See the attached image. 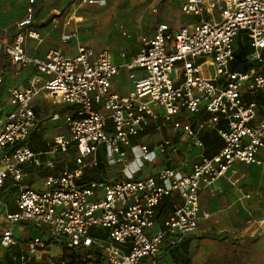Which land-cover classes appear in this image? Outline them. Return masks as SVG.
Listing matches in <instances>:
<instances>
[{"label":"built area","instance_id":"2783aa9c","mask_svg":"<svg viewBox=\"0 0 264 264\" xmlns=\"http://www.w3.org/2000/svg\"><path fill=\"white\" fill-rule=\"evenodd\" d=\"M34 1L16 24L14 37L0 36V56L6 53L13 64L33 66L38 72L26 88L8 89L11 110L0 123V190L7 184L15 187L14 207L0 209V249L18 244L16 226L30 223L46 228L48 239L27 241L15 257L18 264L42 262L51 241L85 253L86 264H159L167 238L171 245L179 244L208 216L200 208L202 189L237 175L240 163L264 168V101L246 99H264V0H183L182 12L195 21L178 29L159 23L152 35L141 37L134 58L122 64L113 61L110 51L96 52L86 45H80L74 57L59 49L44 57L30 55L27 40L40 39L33 27ZM89 3L105 5L106 0ZM241 31L247 32L255 49L249 56L255 67L247 71L231 68ZM72 35H64L62 41ZM202 56L208 58L200 61ZM124 69L133 89L120 96L112 89V79ZM42 90L72 106V111L64 117L68 133L47 141L48 150L35 151L29 142L37 123L35 98ZM203 109L208 116L195 126L179 119L183 113L197 116ZM4 110L0 101V116ZM151 123L158 130L168 125L174 132L184 130L187 148H203L201 134L207 130L218 132L224 146L192 164L187 173L166 166L136 178L146 163L154 164L160 157L173 160L181 149L168 134L152 147L133 145L132 137L148 131ZM71 146L76 147L73 168L51 173L36 184L24 183L30 167L54 169L58 156ZM102 162L123 166L126 179L91 181L82 187L79 180L86 169ZM174 194L179 200L156 227L158 206ZM47 264L71 263L49 256Z\"/></svg>","mask_w":264,"mask_h":264},{"label":"crops","instance_id":"0c3cea01","mask_svg":"<svg viewBox=\"0 0 264 264\" xmlns=\"http://www.w3.org/2000/svg\"><path fill=\"white\" fill-rule=\"evenodd\" d=\"M182 2L183 0H180V9ZM26 11L27 9H24L23 6L20 7V9H15L13 11L10 7V1L7 2V5L3 4V6H0V36L8 40L12 39L16 34V31L9 32V30L14 23H18L20 18L22 19L26 17ZM183 15H185V13ZM185 16L190 19L187 24L195 21L194 17L188 15ZM79 19H81V17H79ZM54 22L59 23V20L52 15H50L46 20H44L43 17H37V19L35 17L33 27L40 33V39L35 40L29 38L27 40L26 50L30 55L44 57L48 51L52 49H59L63 55L67 57H74L77 55L78 47L80 45L92 47L96 52L106 49L103 47L105 46V42L96 40L95 37L88 35L89 31H87V27L83 24H71L70 27H68V32H65L67 28H62L59 24ZM162 22L168 23L165 20L159 21L149 33L142 34L139 41L142 36L152 35L156 26ZM170 26L174 29L180 28L173 27L172 25ZM79 29L81 32H79ZM66 34L73 35L70 40L64 42L62 41V37ZM123 34L127 38H131V33L127 30H124ZM72 42L75 44L71 45L70 43ZM239 42L248 46L252 50L246 56V64L248 67H246V69L241 68L233 70L247 71L250 68L255 67L256 62L254 63L249 60V56L255 49H253L250 45L249 37L245 31H241L237 36L235 41V50H237L236 48ZM111 54L113 61L116 64L129 62L136 55L134 54L126 57L124 54L122 57H119L114 55L112 52ZM235 61L236 57L233 62ZM36 75H38V72L35 67H21L18 64H13L10 57L6 53L1 54L0 78L2 81L0 82V101L2 102L5 110L0 116V123L5 119L7 112L11 110L8 89L11 87L26 88L29 80ZM43 82L44 80L41 78V84H43ZM112 89L120 96H127L132 91L133 81L130 79L129 72L127 70H121L119 74L113 77ZM255 99L259 102L264 101L261 96H255ZM57 103L64 104L68 106L69 109L67 108L68 110H63L61 112L54 110L56 112L51 114L49 121H46V118L45 120H41L39 117L41 112H39V110H43V108L47 106H54ZM35 111L37 123L33 132L41 134L42 142H47L52 140L56 135L61 134L57 131H55L57 132L55 133L54 130L57 129H54L53 127L58 124V120H61V123H65L64 117L72 111V106L60 102L57 97L52 96L48 91L42 90L35 98ZM207 116V112L203 109L199 114H197V116H190L187 113H183L180 115L179 119L184 125L195 126L198 120L205 119ZM47 124L50 127L48 126V128H46L45 125ZM221 125H224V122H221ZM152 127H154V125L151 123L147 129L148 131L139 137H132L131 141L133 145L147 143L150 147H152L168 134L173 135L174 141L181 149L179 154L176 155L173 160H169L167 157H160L154 164L146 163L142 170L134 174L136 178L152 174L166 166L177 168L182 172L187 173L190 171V166L192 164L199 161L201 162L203 157H211L217 154V152H219L224 146L223 139L218 132L215 131L207 130L201 134V138L204 142L203 148L195 146L187 148L186 143L188 141V136L185 135L184 130L174 132L172 125L165 126L162 130H158L155 126L153 130L155 131L156 129V133H152ZM66 129L68 132L67 126ZM218 145L220 146L218 147ZM46 150H48V148L44 147L43 149H37L35 151ZM184 161L188 162L189 165L187 167L182 165ZM57 164L58 161L56 160V165ZM55 168L42 170L55 173ZM32 169H34V167L29 168V175L31 174ZM120 176H122V178L126 176V173L122 170V168H118L115 175L113 178H110V180L113 181V179ZM82 177H84V175ZM103 177L105 178L104 175ZM34 178V182L29 183L27 179L24 183L32 185L43 179V177H40L37 174ZM110 180L105 178V181ZM12 190L14 192L15 187H11L9 184L0 190V195L2 197L10 191L11 193L9 194V197H12L13 199L11 205H8L7 201L9 200V197L4 201L0 197V209L3 208V206L8 208L14 207L15 195H13L14 193ZM177 200H179L178 196L174 194L161 202V204H166L168 208L164 213H162L159 210L161 204L158 206L156 227L163 224L168 210ZM199 201L201 211L208 214V216L201 218L194 234L186 236L179 244L171 245L170 239L167 238L159 255V264H251L250 261L253 260L256 261L253 264H264V168H262V166L257 164H238L237 175L231 179L222 177L211 186L202 189ZM32 232L33 229L29 227L28 223L18 224L15 228V235L20 242L13 246L11 245V247L6 250L0 249V264H18L15 257L19 256L23 249H26L27 241L38 236L48 239L47 232L44 235H34ZM95 235L105 239V235L103 234L98 235L95 233ZM62 248L63 247L55 244L54 241H51L50 250L45 255L42 262L31 260L28 264H47L49 256H53L54 254L53 251H60ZM63 250L66 253H70L67 249ZM69 255L70 256L68 258L67 256H64L69 263L75 264L78 262L76 260H72L71 254ZM81 259L82 261H80V263L86 264L85 258L81 257ZM98 261H102V259L100 258Z\"/></svg>","mask_w":264,"mask_h":264},{"label":"rangeland","instance_id":"374dc122","mask_svg":"<svg viewBox=\"0 0 264 264\" xmlns=\"http://www.w3.org/2000/svg\"><path fill=\"white\" fill-rule=\"evenodd\" d=\"M10 1V7L14 11L15 9H20L24 7L27 9L30 6V0H0V6L3 4L7 5V2ZM86 1V2H85ZM105 5H99L97 3H89V0H35L33 5L34 9V19L36 17H43L46 20L50 15L54 16L59 20V24L62 28H67L65 32H68V27L71 24L77 23L83 24L86 26L89 31L88 35L95 37L96 40L105 42L104 48L110 50L114 55L122 57L124 54L126 57L132 56L137 53L140 49L139 38L142 34L149 33L152 28L159 21H167L173 27H181L189 23V17L183 15L180 9V0H106ZM22 5V6H21ZM25 17V16H24ZM81 17V19H79ZM24 19V18H22ZM21 18L19 21L22 20ZM18 21V22H19ZM127 30L131 33V38H127L123 31ZM17 32V25L11 27L9 32ZM79 32L80 29H79ZM74 45L75 43H70ZM207 56H202L199 58L200 61L207 59ZM244 60L243 55H237V62L240 64L238 68H235V62L231 64L232 69H241V61ZM246 69V68H245ZM253 100L255 96L250 95ZM248 97V96H247ZM68 106L64 104L57 103L44 107L43 110H39L41 120L46 118V121H49V117L53 114L54 110L63 111L68 110ZM53 111V112H52ZM61 120H58V124L54 125V130L58 133L67 134V129L65 123H61ZM49 123V122H48ZM152 133H156L153 130L155 124L152 123ZM48 124L45 125L48 128ZM50 127V126H49ZM45 128V129H46ZM55 132V133H57ZM32 146L35 149H43L38 144H36L31 138ZM76 147L71 146L70 151L67 153L66 158L70 159L74 163ZM104 158L103 148L100 149L99 159ZM130 159V158H129ZM62 160V155L58 156L57 161ZM72 163V164H73ZM104 166V176L108 180L113 178L118 168H123V166L115 165L109 166L107 163L103 164ZM35 181V178H33ZM117 180L126 179V176L116 178ZM116 179H113L116 181ZM112 181V180H110ZM14 195V194H13ZM12 197H9L7 201L8 205L12 203ZM29 227L33 229L34 235H44L46 233V228H40L28 223ZM153 231V228L149 230L148 234ZM53 256L67 258L71 254V259L75 260L76 258L86 257L85 253H75L64 252L63 248L59 251H53ZM256 261H250L253 264ZM258 263V262H257ZM75 264H81L78 261Z\"/></svg>","mask_w":264,"mask_h":264},{"label":"trees","instance_id":"16d2710c","mask_svg":"<svg viewBox=\"0 0 264 264\" xmlns=\"http://www.w3.org/2000/svg\"><path fill=\"white\" fill-rule=\"evenodd\" d=\"M237 50H235V57H236V62H235V65L234 67L235 68H238V66L240 65L238 62H237V55H243L244 56V60L241 61L242 65H241V68H246L248 67L247 64H246V56L251 52L252 49H250L248 46H245L243 45L241 42L238 43L237 45ZM247 100H251L253 99L251 96L247 97L246 98ZM31 138L33 139V141L38 144L40 147L44 148H48L47 147V142H42L41 140V134L37 133V132H33L32 135H31ZM31 138H30V142H29V145L34 149V150H37L35 149L33 146H32V141H31ZM220 145H218L219 147ZM70 151V149L68 150V152ZM67 152V153H68ZM67 153L65 154H62V160L60 162H58V164L56 165V168H55V173H59L61 172L64 167H69V168H73V165L74 163L71 161V158L70 159H67L66 156H67ZM75 159V158H74ZM75 161V160H74ZM73 163V164H72ZM103 162L101 164H99L98 166L96 167H93V168H89L85 171V173L83 174L84 177L81 178V180H79V184L82 186V187H85L87 186L88 183H90L91 181H105V178L103 177L104 175V166H103ZM52 172L50 171H47V170H42L40 168H34L32 169V172L31 174L29 175V179H28V182L29 183H32L33 181V178L34 176L37 174L38 176L40 177H46L48 176L49 174H51ZM13 192V190H12ZM11 192L8 191L3 197L0 195V197L2 198V200L4 201L5 199H7L9 197V194ZM167 205L166 204H161L160 207H159V210L164 213L166 210H167Z\"/></svg>","mask_w":264,"mask_h":264}]
</instances>
